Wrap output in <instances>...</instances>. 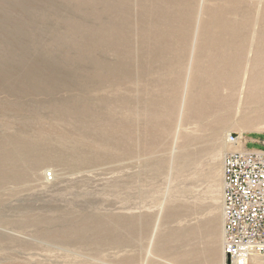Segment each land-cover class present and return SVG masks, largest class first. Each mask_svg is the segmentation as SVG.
<instances>
[{
	"label": "rangeland",
	"instance_id": "obj_1",
	"mask_svg": "<svg viewBox=\"0 0 264 264\" xmlns=\"http://www.w3.org/2000/svg\"><path fill=\"white\" fill-rule=\"evenodd\" d=\"M175 4L0 0V264H228L227 138L264 150V0H206L233 9L236 86L181 120L199 0Z\"/></svg>",
	"mask_w": 264,
	"mask_h": 264
},
{
	"label": "built area",
	"instance_id": "obj_2",
	"mask_svg": "<svg viewBox=\"0 0 264 264\" xmlns=\"http://www.w3.org/2000/svg\"><path fill=\"white\" fill-rule=\"evenodd\" d=\"M241 136L229 134L237 145ZM242 147L223 157L222 213L224 255L228 264H248L264 255V150Z\"/></svg>",
	"mask_w": 264,
	"mask_h": 264
},
{
	"label": "bare ground",
	"instance_id": "obj_3",
	"mask_svg": "<svg viewBox=\"0 0 264 264\" xmlns=\"http://www.w3.org/2000/svg\"><path fill=\"white\" fill-rule=\"evenodd\" d=\"M194 1L195 0H175V7L177 8L172 10L175 13L173 19H181L185 17L190 20L195 11V7L193 5ZM205 2L206 0H199L197 8V21L195 24L192 50L189 58V66L180 106V120L184 116L185 111L193 109L192 106L194 107V110H199V107L202 105L204 106L206 103L213 102V99L208 96L209 91H212V93L215 94L217 93L215 91L219 90L220 87H225V89H228L231 92L236 86L235 73L228 71V68L233 63L234 57L236 58V56L233 57L231 51L233 46L237 51L239 47H241L242 43L241 41L237 42L235 40H224V37L227 36V34L233 37L238 36L235 29L231 31L233 32L232 34H230L231 32L228 30L232 27L228 15L231 16L233 9L230 7L218 6L216 9L209 10L204 7ZM182 5L186 8L185 13L182 11ZM204 14L209 16L211 20H205ZM202 48H207V50L209 49L210 52L213 53L214 57H212L211 54H209L210 56L208 55L207 60H205L206 62L203 63V68L201 70L202 74L200 73L201 76L198 79L194 68L197 69L199 66V59H201L202 56V54L200 55V50ZM200 79H202L201 82ZM245 79H247V82H244ZM244 81L243 83H247L249 86V71H246ZM197 82H199L201 91L197 95H192L191 87H193V85ZM240 138L241 140L237 145L229 144L232 147L231 150H229L230 152L241 149L243 145L242 135ZM222 231V233H224L223 229ZM223 256L225 258V255ZM222 264H226L225 261L222 260Z\"/></svg>",
	"mask_w": 264,
	"mask_h": 264
},
{
	"label": "crops",
	"instance_id": "obj_4",
	"mask_svg": "<svg viewBox=\"0 0 264 264\" xmlns=\"http://www.w3.org/2000/svg\"><path fill=\"white\" fill-rule=\"evenodd\" d=\"M254 141H256V142H259V140H256V139H253ZM246 143L248 142V139L246 138V141H245ZM263 143V142H262ZM264 144V143H263Z\"/></svg>",
	"mask_w": 264,
	"mask_h": 264
}]
</instances>
